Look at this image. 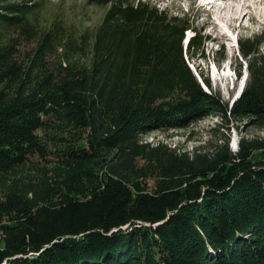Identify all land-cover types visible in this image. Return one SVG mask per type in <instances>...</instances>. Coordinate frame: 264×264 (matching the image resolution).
Segmentation results:
<instances>
[{
  "label": "trees",
  "instance_id": "1",
  "mask_svg": "<svg viewBox=\"0 0 264 264\" xmlns=\"http://www.w3.org/2000/svg\"><path fill=\"white\" fill-rule=\"evenodd\" d=\"M47 3L0 0V264H264V136L230 139L264 132V37L239 41L230 104L189 65L205 38L187 17L89 0L109 8L77 32ZM205 117L206 152L144 139Z\"/></svg>",
  "mask_w": 264,
  "mask_h": 264
},
{
  "label": "rangeland",
  "instance_id": "2",
  "mask_svg": "<svg viewBox=\"0 0 264 264\" xmlns=\"http://www.w3.org/2000/svg\"><path fill=\"white\" fill-rule=\"evenodd\" d=\"M141 1H147L160 11L171 15L179 16L180 18L187 17L191 20V24L198 29L201 36L208 40L216 41L214 43L205 41L202 52L194 55L190 59V63L194 68V73L197 75L202 73L204 77L209 78L211 92L218 95L223 102L231 104L237 96L241 82H244V79L246 86L249 75L246 61L240 57L237 42L245 38L264 37V5L256 6L255 8L254 12L258 22H251L247 18L243 29L239 28L238 23H234V26L230 29L229 25L227 24V26L225 22L223 24L217 15H212L213 20L220 25V31H216L213 28L214 26H205L209 7L206 5L203 10L200 9L207 0H196L193 3L190 2L191 0ZM241 1L230 0L228 3L231 5H242L243 1ZM107 9H100L90 5L89 0H48L47 5L44 6L41 18L43 20L45 16L48 20L56 19L59 21L60 19L59 22L63 23L67 28L77 32H85L88 29L92 31L102 22L106 16ZM224 20L226 19L224 18ZM233 28L235 30H232ZM220 32L225 34V37H219ZM193 35V33L188 32L186 37H193ZM233 45L236 47H233ZM262 51L264 52V45ZM215 62L218 63L219 66L217 67L220 69L218 76L212 73ZM240 72L241 78L238 76ZM220 121V119L213 117H205L198 123L186 124L183 128L154 131L146 135L144 139L152 144L163 142L182 152L189 153L197 149H203L206 152L220 143V135L213 132L215 127L220 124ZM230 128L231 148L234 152L238 151L242 138L254 139L264 136V132L254 127L250 118L244 121H235L230 124Z\"/></svg>",
  "mask_w": 264,
  "mask_h": 264
},
{
  "label": "bare ground",
  "instance_id": "3",
  "mask_svg": "<svg viewBox=\"0 0 264 264\" xmlns=\"http://www.w3.org/2000/svg\"><path fill=\"white\" fill-rule=\"evenodd\" d=\"M190 2L193 3L196 2V0H191ZM261 5H264V0H246L243 5L239 6L231 5L223 1V4L220 8H218L215 3L210 2V10L207 13V20L205 21V26H214L213 28L216 29V31H220V25L212 18V15H217L218 18L222 21V23L225 22L226 25H229L230 29L234 26V23H238L239 28L243 29L244 22L247 20V18L251 22H258L257 16L254 11L256 6ZM224 18L226 20H224ZM237 26H235V28H237ZM235 28H233L232 30H235ZM219 37H225V34L220 32Z\"/></svg>",
  "mask_w": 264,
  "mask_h": 264
},
{
  "label": "water",
  "instance_id": "4",
  "mask_svg": "<svg viewBox=\"0 0 264 264\" xmlns=\"http://www.w3.org/2000/svg\"><path fill=\"white\" fill-rule=\"evenodd\" d=\"M126 227H127V226H126ZM126 227H123V229H125ZM117 230H118V229H117ZM68 239H72V237L69 236L66 240H68Z\"/></svg>",
  "mask_w": 264,
  "mask_h": 264
}]
</instances>
